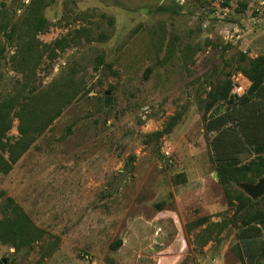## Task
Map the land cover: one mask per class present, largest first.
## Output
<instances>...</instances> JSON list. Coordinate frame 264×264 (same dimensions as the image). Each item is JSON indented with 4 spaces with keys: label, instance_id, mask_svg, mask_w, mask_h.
Listing matches in <instances>:
<instances>
[{
    "label": "rangeland",
    "instance_id": "1",
    "mask_svg": "<svg viewBox=\"0 0 264 264\" xmlns=\"http://www.w3.org/2000/svg\"><path fill=\"white\" fill-rule=\"evenodd\" d=\"M261 2L0 0L3 96L77 90L0 173V222L18 206L41 233L27 245L0 239V264H264L263 226H242L256 206L238 213L217 175L264 145V84L240 104L243 68L264 61ZM228 84L234 103L212 104ZM222 115L223 130L207 132ZM263 176L231 190L249 197L241 185Z\"/></svg>",
    "mask_w": 264,
    "mask_h": 264
},
{
    "label": "trees",
    "instance_id": "2",
    "mask_svg": "<svg viewBox=\"0 0 264 264\" xmlns=\"http://www.w3.org/2000/svg\"><path fill=\"white\" fill-rule=\"evenodd\" d=\"M40 20V19H39ZM36 21L35 28L36 31H43V22ZM61 42H58V44ZM49 46H44L48 48ZM32 52L33 47H29ZM24 59L27 60V56L24 55ZM243 74L248 77L251 82L248 95H244L240 98V104L249 103L255 94H258L262 90L264 84V61L260 59L251 60L250 63L243 68ZM27 85L23 86V90L16 92L15 94L8 95L6 97L0 92V173L7 175L12 171L14 165L23 157V155L30 149L31 145L35 141V135L38 136L42 134L61 114V102L69 105L76 96L77 90H75L74 85H71L72 89L66 88V93L63 91H58L59 100L54 97L53 92L56 94L55 85H51L50 89L43 92H36L35 90L28 91L27 95H24V91L27 89ZM232 89V84L228 86H221L210 96L212 98V104L218 101H226L229 104L234 103L233 96H230ZM71 90V92L69 91ZM57 99V100H56ZM211 104V105H212ZM50 108V112L47 114L46 109ZM44 108V109H43ZM264 111V107L262 108ZM19 122L17 137H12L10 131L13 128L14 121ZM227 116H219L217 118L209 119L206 124L207 132H221L223 128L227 125ZM214 150L217 152L218 160L222 161L229 157H225L223 150V145L221 140L216 137L213 141ZM257 159L248 165H243L238 167L236 161L232 162L233 167L226 168V166H220L217 169V175L222 181L225 187V194L230 205H233L237 201V212L241 213L246 211L248 207L253 205L256 206L253 213L243 221L242 226L248 227L251 224H260L264 228V197L261 202H254L251 198L247 197L243 192L239 191L237 193L232 192V187L230 183L240 182L242 179H246L248 174L255 173L258 177L264 174V145H257L255 148ZM224 162V161H223ZM236 166L238 167L236 169ZM235 200V201H234ZM12 203V201H10ZM260 204L263 205L260 206ZM10 208L7 207V209ZM17 210V211H16ZM11 213L5 217L4 220L0 222V239L13 240L12 243L15 246L19 244H32L36 242L35 240L40 238L41 233L39 229L30 221V218L25 214V212L18 206H14ZM206 219L201 220V224L205 223ZM23 235V237H16L17 235ZM16 241L17 244H16ZM118 243L116 246H120Z\"/></svg>",
    "mask_w": 264,
    "mask_h": 264
},
{
    "label": "water",
    "instance_id": "3",
    "mask_svg": "<svg viewBox=\"0 0 264 264\" xmlns=\"http://www.w3.org/2000/svg\"><path fill=\"white\" fill-rule=\"evenodd\" d=\"M110 92L108 91L106 95H109ZM110 99L107 98L105 101L106 105L110 104ZM216 177V175H215ZM241 188L246 192V194L252 199H259L264 196V176L258 181L256 184H242ZM5 262V261H4Z\"/></svg>",
    "mask_w": 264,
    "mask_h": 264
},
{
    "label": "built area",
    "instance_id": "4",
    "mask_svg": "<svg viewBox=\"0 0 264 264\" xmlns=\"http://www.w3.org/2000/svg\"><path fill=\"white\" fill-rule=\"evenodd\" d=\"M214 2L218 5H223V4H227V3H230L231 0H214ZM261 6H263V9H264V2H261Z\"/></svg>",
    "mask_w": 264,
    "mask_h": 264
}]
</instances>
